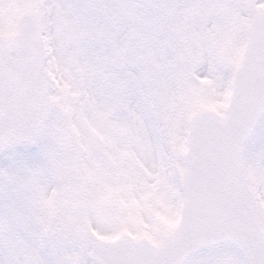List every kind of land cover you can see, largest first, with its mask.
<instances>
[{"label":"snow or ice","instance_id":"obj_1","mask_svg":"<svg viewBox=\"0 0 264 264\" xmlns=\"http://www.w3.org/2000/svg\"><path fill=\"white\" fill-rule=\"evenodd\" d=\"M0 264H264V0H0Z\"/></svg>","mask_w":264,"mask_h":264}]
</instances>
